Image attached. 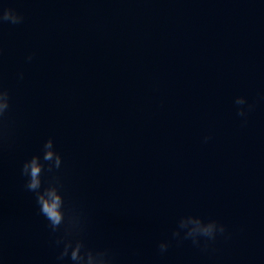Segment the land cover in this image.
Masks as SVG:
<instances>
[{
  "label": "water",
  "instance_id": "95a60500",
  "mask_svg": "<svg viewBox=\"0 0 264 264\" xmlns=\"http://www.w3.org/2000/svg\"><path fill=\"white\" fill-rule=\"evenodd\" d=\"M7 8L24 20L0 24L11 97L0 264H75L58 260L63 232L26 188L35 155L43 187L59 177L80 238L111 264H264V0H0ZM49 138L63 157L52 173ZM199 217L226 227L206 250L183 238Z\"/></svg>",
  "mask_w": 264,
  "mask_h": 264
},
{
  "label": "clouds",
  "instance_id": "9594fccd",
  "mask_svg": "<svg viewBox=\"0 0 264 264\" xmlns=\"http://www.w3.org/2000/svg\"><path fill=\"white\" fill-rule=\"evenodd\" d=\"M24 20L23 15L18 13L13 8L0 9V24L11 23L13 25L20 24ZM2 51V49H0ZM31 59V57H29ZM0 138L4 135V127L7 113L10 109L11 97L10 92L0 86ZM237 105H245L247 100L245 97H238L235 101ZM253 106L248 105V110ZM238 115L246 116V110L241 107ZM209 137L205 138L207 141ZM43 160L49 162L47 165V172L52 173L54 169H60L63 157L55 150L54 140L49 138L44 144ZM45 172V164L41 162L39 155L33 156L23 165L22 174L27 176L28 182L26 188L35 193L36 203L39 205L41 215L49 222V227L55 234L63 232L56 240L57 245H63V250L60 253L58 260H64L69 257L75 264H85L86 259H91L96 256L100 260V264H111V259L107 250L93 251L86 247V244L80 233L83 231L80 216L74 211L65 210L64 196L61 192L62 184L59 177H54L48 181L46 187H43V173ZM43 187V190H41ZM202 226L187 230L184 234V239H191L193 244L201 246V237L204 239L203 248L206 250L209 245L214 242L218 235L226 232L225 225L216 220H209L205 222L199 217ZM184 228L179 224V228L173 233V237H180L181 230ZM169 247L168 242H161L159 245L160 251L165 252ZM74 249V250H72Z\"/></svg>",
  "mask_w": 264,
  "mask_h": 264
}]
</instances>
